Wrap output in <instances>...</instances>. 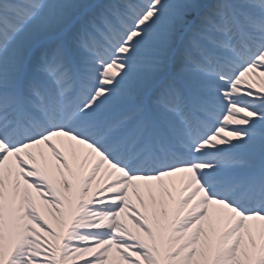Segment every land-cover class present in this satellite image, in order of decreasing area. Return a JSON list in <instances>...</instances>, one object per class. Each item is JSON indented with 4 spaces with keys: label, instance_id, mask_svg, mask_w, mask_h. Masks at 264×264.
<instances>
[{
    "label": "snow or ice",
    "instance_id": "snow-or-ice-1",
    "mask_svg": "<svg viewBox=\"0 0 264 264\" xmlns=\"http://www.w3.org/2000/svg\"><path fill=\"white\" fill-rule=\"evenodd\" d=\"M0 264H264V0H0Z\"/></svg>",
    "mask_w": 264,
    "mask_h": 264
}]
</instances>
